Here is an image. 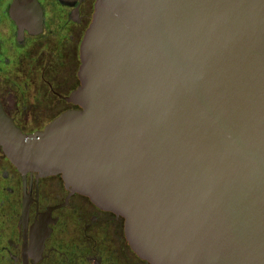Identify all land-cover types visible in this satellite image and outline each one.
I'll return each mask as SVG.
<instances>
[{
    "label": "water",
    "instance_id": "95a60500",
    "mask_svg": "<svg viewBox=\"0 0 264 264\" xmlns=\"http://www.w3.org/2000/svg\"><path fill=\"white\" fill-rule=\"evenodd\" d=\"M78 105L0 146L124 218L149 264H264V0H95Z\"/></svg>",
    "mask_w": 264,
    "mask_h": 264
},
{
    "label": "flooded vegetation",
    "instance_id": "af4514ba",
    "mask_svg": "<svg viewBox=\"0 0 264 264\" xmlns=\"http://www.w3.org/2000/svg\"><path fill=\"white\" fill-rule=\"evenodd\" d=\"M95 0H0V105L25 134L78 105L80 45ZM0 264H149L124 218L59 174L22 173L0 146Z\"/></svg>",
    "mask_w": 264,
    "mask_h": 264
}]
</instances>
